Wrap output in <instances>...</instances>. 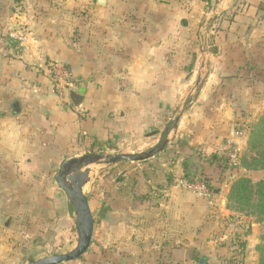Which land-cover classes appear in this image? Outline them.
Listing matches in <instances>:
<instances>
[{
  "label": "crops",
  "instance_id": "1",
  "mask_svg": "<svg viewBox=\"0 0 264 264\" xmlns=\"http://www.w3.org/2000/svg\"><path fill=\"white\" fill-rule=\"evenodd\" d=\"M50 65L74 83L61 96ZM187 97L163 153L91 173L89 263H257L264 224L226 208L242 170L207 159L242 155L264 112V0H0V161L153 146ZM201 176L209 198L176 184Z\"/></svg>",
  "mask_w": 264,
  "mask_h": 264
},
{
  "label": "rangeland",
  "instance_id": "2",
  "mask_svg": "<svg viewBox=\"0 0 264 264\" xmlns=\"http://www.w3.org/2000/svg\"><path fill=\"white\" fill-rule=\"evenodd\" d=\"M176 115L177 112L173 119ZM150 143L147 141L143 146L132 145L127 149L134 150L129 153H139L152 147ZM114 151L107 154H129L124 153L127 150L118 152V148ZM87 154L104 153L91 150L81 156ZM48 156L51 158L46 160ZM65 157L60 152L58 156L43 154L41 161L28 160L21 165L17 161H0V264H30L52 255L69 253L75 248L77 236L72 209L55 179ZM99 177V173L92 174L84 190L96 221L99 217L96 209ZM88 252L80 259L64 264H92L88 261Z\"/></svg>",
  "mask_w": 264,
  "mask_h": 264
},
{
  "label": "water",
  "instance_id": "3",
  "mask_svg": "<svg viewBox=\"0 0 264 264\" xmlns=\"http://www.w3.org/2000/svg\"><path fill=\"white\" fill-rule=\"evenodd\" d=\"M198 83L195 84L196 89ZM187 97L181 105L176 117L172 120L170 127L165 131L164 137L152 147L139 152L129 154H87L80 157L68 159L58 168L56 183L65 194L72 209L74 217V228L76 231V246L66 254L52 255L40 260L32 261L30 264H64L78 260L86 253L91 244L94 220L89 207L88 198L84 193L90 182L93 172L118 163H141L156 157L166 150L173 141L176 129L188 102ZM156 133H153L155 135ZM7 221L5 223V226Z\"/></svg>",
  "mask_w": 264,
  "mask_h": 264
},
{
  "label": "trees",
  "instance_id": "4",
  "mask_svg": "<svg viewBox=\"0 0 264 264\" xmlns=\"http://www.w3.org/2000/svg\"><path fill=\"white\" fill-rule=\"evenodd\" d=\"M245 136L246 148L238 160V166L231 168L232 170L240 168L242 173L237 174L229 186L226 208L235 219L246 218L264 224V179L254 182L249 176L250 172H264V112L247 125ZM207 162L224 167L227 159L212 155ZM120 164H122L120 168L129 166L125 162ZM200 180L206 182L203 176ZM240 247L243 245L240 244ZM256 252V264H264V232L260 236Z\"/></svg>",
  "mask_w": 264,
  "mask_h": 264
},
{
  "label": "built area",
  "instance_id": "5",
  "mask_svg": "<svg viewBox=\"0 0 264 264\" xmlns=\"http://www.w3.org/2000/svg\"><path fill=\"white\" fill-rule=\"evenodd\" d=\"M21 39V37H20ZM49 73L53 80V92L61 96L65 87L72 88L74 83L72 82L71 75L69 72L64 69L63 66L59 65H50L48 67ZM240 150L238 148H234L227 154V165L230 168L238 166V160L240 158ZM176 184L181 186L186 191L203 198H209L212 196L211 190L207 187L206 183H204L200 179H177Z\"/></svg>",
  "mask_w": 264,
  "mask_h": 264
}]
</instances>
